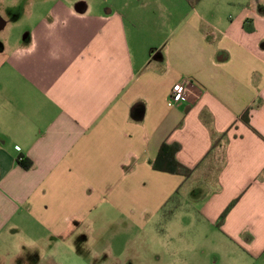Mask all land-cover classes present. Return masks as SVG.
<instances>
[{
	"label": "crops",
	"instance_id": "1",
	"mask_svg": "<svg viewBox=\"0 0 264 264\" xmlns=\"http://www.w3.org/2000/svg\"><path fill=\"white\" fill-rule=\"evenodd\" d=\"M0 26V245L185 200L264 264V0H0ZM163 144L191 177L153 168Z\"/></svg>",
	"mask_w": 264,
	"mask_h": 264
},
{
	"label": "rangeland",
	"instance_id": "2",
	"mask_svg": "<svg viewBox=\"0 0 264 264\" xmlns=\"http://www.w3.org/2000/svg\"><path fill=\"white\" fill-rule=\"evenodd\" d=\"M189 206L184 200L171 223L163 213L139 223L119 212L94 214L83 230L55 241L45 232V239L27 247V253L16 240L10 247L0 245V264H251L234 245L223 244L214 227L200 223Z\"/></svg>",
	"mask_w": 264,
	"mask_h": 264
},
{
	"label": "trees",
	"instance_id": "3",
	"mask_svg": "<svg viewBox=\"0 0 264 264\" xmlns=\"http://www.w3.org/2000/svg\"><path fill=\"white\" fill-rule=\"evenodd\" d=\"M190 4L196 5L200 0H188ZM243 121H245L247 124L250 123V114L249 111L244 114L242 117ZM215 145V143H214ZM181 145L180 144H163L155 161L153 162L152 166L155 170L166 172V173H172L181 175L185 178L191 177L193 170L182 165L178 162L176 159L177 153L180 151ZM18 163L25 169L29 170L32 168V162L29 160H24L22 158L18 159ZM173 200V198H172ZM237 200L232 202L227 209L223 212V214L220 217L219 225H221L229 212L232 210L234 205L236 204Z\"/></svg>",
	"mask_w": 264,
	"mask_h": 264
},
{
	"label": "built area",
	"instance_id": "4",
	"mask_svg": "<svg viewBox=\"0 0 264 264\" xmlns=\"http://www.w3.org/2000/svg\"><path fill=\"white\" fill-rule=\"evenodd\" d=\"M188 92L187 86L184 85V83L179 82L174 85L172 93H171V98L169 102V106H174L176 102L182 100L184 97H186Z\"/></svg>",
	"mask_w": 264,
	"mask_h": 264
},
{
	"label": "water",
	"instance_id": "5",
	"mask_svg": "<svg viewBox=\"0 0 264 264\" xmlns=\"http://www.w3.org/2000/svg\"><path fill=\"white\" fill-rule=\"evenodd\" d=\"M77 7H79V8H80L81 6L79 5V6H77ZM0 27H1V26H0Z\"/></svg>",
	"mask_w": 264,
	"mask_h": 264
}]
</instances>
